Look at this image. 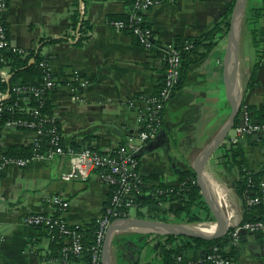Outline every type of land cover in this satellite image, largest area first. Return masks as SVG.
Returning <instances> with one entry per match:
<instances>
[{"label": "crops", "instance_id": "0c3cea01", "mask_svg": "<svg viewBox=\"0 0 264 264\" xmlns=\"http://www.w3.org/2000/svg\"><path fill=\"white\" fill-rule=\"evenodd\" d=\"M128 1L99 0L86 6L81 2L79 7L84 5L85 18L92 30L85 44L77 46L68 39L74 0H9L5 21L11 46L23 51L42 46V55L58 79L78 72L91 81L83 101H75L65 86L49 96L66 146L95 145L104 152L126 144L143 129L141 116L147 109L146 98L163 83L167 64L163 46L145 50L130 35L109 23L110 15L129 9ZM157 1L148 12L147 21L159 46L176 38L185 41L198 36L218 22L232 2ZM259 8H264V0H248L240 28L238 76L243 107L264 108V62L259 63L252 34L254 29L259 38H264V13L260 18H252L253 10ZM226 48L227 37L207 57L200 60L198 55L190 57L184 87L166 106L165 128L161 132H165L168 143L154 152L144 151L142 176L158 175L167 186H177L182 171L193 170L201 152L229 118ZM32 141L31 132L5 127L0 131L1 154L14 146L30 147ZM240 144L247 169L255 172L263 169L264 140L254 141L252 136H246ZM220 156L217 150L207 165V176L232 190L234 220L241 222L245 206L235 189L238 174L229 171ZM70 162L69 157L62 156L52 161L39 160L26 168L11 165L0 175V264H89L85 257L63 260L61 250L70 244V238L52 240L45 228L31 227L25 220L30 214L46 213L62 217L68 226H79L84 231L100 220L110 199L109 188L99 172L92 173L87 182L64 181L61 175L69 170ZM156 182L159 181L150 180L147 185L153 187ZM54 196L69 200L66 213L58 212L49 203ZM178 207V203H169L165 208L148 206L142 211L147 216H165L167 220L163 221L175 223L172 214ZM251 214V219L258 216L257 211ZM233 246L237 247L236 256L231 258L233 264H264V236L238 237L226 252L230 253ZM156 250L151 256L143 251L140 264H159L161 254Z\"/></svg>", "mask_w": 264, "mask_h": 264}, {"label": "built area", "instance_id": "2783aa9c", "mask_svg": "<svg viewBox=\"0 0 264 264\" xmlns=\"http://www.w3.org/2000/svg\"><path fill=\"white\" fill-rule=\"evenodd\" d=\"M157 2V0H135L132 7L138 14L134 15V19L132 20L133 24L136 25L134 35L138 38L139 46L148 51L156 48L155 41L157 40V36L154 35L152 27L143 29L140 25L143 22H147V14ZM8 7L9 0H0V14L3 18L0 22V51L13 47L9 41V31L5 21V14ZM79 8L83 13L84 5L81 4ZM75 9L76 7H71L72 11ZM73 25L74 23L71 21L68 32V39L71 42H75L77 38V33ZM110 25L119 31H123L124 24L122 22H113ZM192 48L193 45L191 42L185 43L184 50L186 52L191 51ZM20 51L23 52V50ZM162 51L166 55L167 63L163 86L156 95L146 98L147 109L141 116L143 129L137 136L131 137L126 144L119 145L115 149L104 152L95 145L80 149L71 146H62L60 145L62 137L61 126L57 117L53 115L52 117L45 118L47 122L52 124L50 130H45L42 126L43 118H41V114L37 110L22 109V112L24 111L25 114L40 118L38 120L15 119L7 121L3 126V128H17L31 132L33 134L31 146L34 147V154L31 158H8L2 155L0 151V175L11 165L26 168L39 160L52 161L62 156H67L71 159L69 170L63 172L61 175L64 181L81 180L87 182L92 173L99 172L104 184L109 188L110 201L98 221L95 240L88 250L91 255V264H102L103 244L109 226L116 220L129 218L130 212L136 210L137 198L143 195L141 187H149L142 179L140 172L142 159L139 154L158 137L164 119L163 114L166 103L171 99L173 89L181 78L182 51L175 49L173 43L166 44ZM0 63H3L0 72L4 71V73L0 74V78L7 80L12 76V68L9 62L2 57H0ZM39 68L42 69L44 74V82L41 86H18L14 88V91L19 94L21 100H26L27 97L32 96L40 101L42 105L45 102V97L49 100V96L57 88L65 86L71 91L75 101H83V94L91 85V81L88 78L83 77L78 72H73L69 77H65L62 80L58 79L48 60L41 61ZM7 98V93L0 92V115L3 112L4 103ZM242 118L244 125L241 126L239 124L235 126L227 138V141L232 144H237L243 137L252 136L255 133L264 134V124L250 123L248 112L243 111ZM2 129L0 128V131ZM46 133L51 136L49 144L52 148L46 153H41L40 138ZM154 185L153 194L155 196L163 195L164 191L157 188L159 182H156ZM260 188L261 190L258 196L248 199L247 204L249 206L264 207V178ZM49 203L61 213H66L70 208L69 200L63 196H54L49 200ZM167 204L169 202L160 199L158 207L165 208ZM25 220L31 227L47 228L52 240L63 237L70 238V244L61 250L63 260L69 261L83 256L85 244L83 229L81 227H70L62 217L46 213L30 214ZM157 220L161 219L157 218ZM240 230H246L252 234L264 236V220H255L242 224L232 233L231 245L236 244ZM178 261L181 262L182 257H179ZM189 264H233V262L231 259L223 256L220 248L214 247L210 255H206L205 258H201L196 262H190Z\"/></svg>", "mask_w": 264, "mask_h": 264}, {"label": "trees", "instance_id": "16d2710c", "mask_svg": "<svg viewBox=\"0 0 264 264\" xmlns=\"http://www.w3.org/2000/svg\"><path fill=\"white\" fill-rule=\"evenodd\" d=\"M94 1L99 0H74V7H76V9L72 11L71 20L74 23V30H76L77 33V38L75 40V45L77 46H83L85 44V42L91 37L92 30L88 20L85 18L86 12H81L79 4L82 2L86 6V4ZM134 1L135 0L128 1L129 9L125 13L110 15L109 23L122 22L124 24L123 32L130 35L135 44L139 45L138 38L134 35L136 25H134L132 21L134 19V15H138L132 8ZM235 2L236 0H232L227 12L222 16V18L218 22L209 26L198 36L188 38L185 41L181 38H176L173 42H171L174 44L175 49L182 51L181 78L179 83L173 89L172 97L166 103V106L176 95V92L180 93L184 87L185 76L191 64L190 57L192 55H198L199 60L207 57L227 37ZM263 13L264 8L255 9L253 10L252 18H260ZM2 20L3 18L0 14V22ZM140 27L146 29L151 28L152 26L147 21L141 23ZM252 34L253 45L260 55L259 63H262L264 62V38H259L257 36V31L254 29L252 30ZM154 35H156L155 32ZM186 42H191L193 45L192 50L189 52L184 50ZM155 45L156 47L163 46L161 49L166 46V44H160L159 46L158 40L155 41ZM42 48L43 47L41 46L38 49L21 52L19 49L9 47L0 51V57L9 62L12 68V76L9 79L6 80L0 78V92L8 94V98L4 103L3 112L0 115L1 129L7 121L15 119H26L30 121L40 119L35 118L30 114H25L24 111L22 112V109L39 111L41 118H43V128L45 130H50L52 128V124L47 122L45 119L54 115L53 106L50 100L45 97V102L42 105L40 101L32 96L27 97L26 100H21L19 94L14 91V88L18 86H41L43 84L44 74L42 69L39 68V63L47 59H45L42 55ZM2 67L3 63H0V68ZM162 86L163 83L161 84L160 89ZM159 90L151 96L156 95ZM243 111L248 112L250 123L264 124V108L242 106V109L237 116L235 126L240 124ZM163 115L164 119L161 130L165 128L166 107ZM50 138L51 136L47 133L40 138L41 153H46L51 150L52 146L49 144ZM60 145L69 147L64 144L63 137H61ZM73 148L80 149L82 147ZM33 149V146H14L6 152L5 156L8 158H31L34 154ZM218 150L221 152L220 158L227 165L228 170L231 172L235 171L238 174L235 189L237 195L242 199L245 206V215L242 224L255 220H264L263 206H249L247 204L249 198L256 197L260 194V185L264 178V168L256 172L249 171L247 169L240 142L232 144L226 140ZM143 151L141 153H144ZM142 179L145 184H147L150 180H158L159 186L157 188L163 190L164 194L161 196H155L153 194L154 186H146L145 188L141 187L143 195L139 196L136 200V214L138 218H158L166 221L167 218L165 216H147L142 211V209L147 206H158L159 200L161 199L169 203L179 204V207L173 211L172 215L175 217L173 221H178V223L182 224L215 222V218L201 194V189L197 182V176L193 170H183L179 176V184L177 186H167L160 181V177L158 175L142 176ZM251 211H257L258 216L251 219L253 217L251 216ZM97 228L98 221H95L90 225L88 230H83L85 252L82 257H85L89 264H91V255L88 250L93 245ZM45 229L48 231L47 228ZM233 232L234 231L232 230L226 236L215 240H202L198 238H188L174 235L154 236L152 234L126 232L117 235L113 240V260L116 264H140L141 254L145 248L150 245L151 241H156L157 247L154 252H157V248L160 251L161 260L159 264H189L190 262H196L201 258H205L206 255H210L214 247L220 248L223 256L227 259H231L236 256L237 247L233 246L230 253H227L225 249L231 245ZM201 253L203 256H201ZM179 257H182L181 262L178 261Z\"/></svg>", "mask_w": 264, "mask_h": 264}, {"label": "water", "instance_id": "95a60500", "mask_svg": "<svg viewBox=\"0 0 264 264\" xmlns=\"http://www.w3.org/2000/svg\"><path fill=\"white\" fill-rule=\"evenodd\" d=\"M248 0H236L233 12L231 15L230 29L227 35V48L224 58V68L227 79L228 99L231 105V113L225 124L219 130L212 142L201 152L193 165V171L196 173L197 182L201 189V194L204 197L207 205L209 206L213 217L216 220V227L210 232H197L191 226L185 224L168 223L165 221L129 217L114 221L108 228L102 251V264H114L113 260V240L122 233L137 232L142 234H152L154 236H184L188 238H198L202 240H215L226 236L232 230L238 229L242 222H235L233 214V206L230 203L223 201L220 196L215 194L209 183V176H207V165L216 153V151L225 143L229 137L232 129L235 127L237 116L239 115L243 100L241 96V88L239 82V65L240 59L238 55L239 35L242 22L245 17V11ZM243 126V118L240 121ZM254 141L264 140V134L255 133L252 135ZM168 143L165 132L159 133L158 137L152 141L147 147L145 152H154L155 150L165 146ZM143 151V152H144ZM144 153H141L142 156ZM181 172V170H177ZM226 214V216H225ZM252 236V233L246 230H240L239 237L247 235ZM240 247L241 244H238Z\"/></svg>", "mask_w": 264, "mask_h": 264}, {"label": "bare ground", "instance_id": "6f19581e", "mask_svg": "<svg viewBox=\"0 0 264 264\" xmlns=\"http://www.w3.org/2000/svg\"><path fill=\"white\" fill-rule=\"evenodd\" d=\"M208 178H209V183H210V187L212 191L218 196H220L223 201H226L227 204L230 203V201L233 200L232 190H230L225 185L221 184L220 182H218V180H215L211 176H209ZM215 227L216 225H213V224H195L191 226V228L194 231H197V232L203 231L207 233L213 230Z\"/></svg>", "mask_w": 264, "mask_h": 264}, {"label": "rangeland", "instance_id": "374dc122", "mask_svg": "<svg viewBox=\"0 0 264 264\" xmlns=\"http://www.w3.org/2000/svg\"><path fill=\"white\" fill-rule=\"evenodd\" d=\"M159 186V185H158ZM148 208V206L147 207H145V209H147ZM157 210H158V208H157ZM130 217H136V211L135 210H132L131 212H130ZM173 222V221H172ZM175 222V224H182V223H178V221H174ZM196 224H213V225H216V221L215 222H202V223H196ZM186 226H193V225H195V224H185ZM155 245H156V241H151V243H150V245L149 246H147L146 248H145V250L144 251H146V254L148 253L149 254V256H151V255H154V251H155ZM154 264H157L156 262H154Z\"/></svg>", "mask_w": 264, "mask_h": 264}]
</instances>
